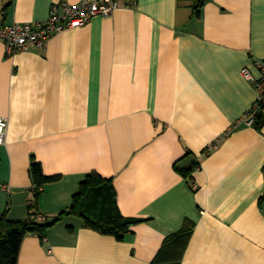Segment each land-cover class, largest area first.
<instances>
[{"label":"crops","instance_id":"obj_1","mask_svg":"<svg viewBox=\"0 0 264 264\" xmlns=\"http://www.w3.org/2000/svg\"><path fill=\"white\" fill-rule=\"evenodd\" d=\"M79 1L0 0V20ZM255 60L264 0H118L43 48L7 56L0 40V215L63 213L24 235L16 264H264V123L231 129L256 98L241 74ZM32 160L58 177L37 200ZM91 172L135 219L122 240L67 214Z\"/></svg>","mask_w":264,"mask_h":264},{"label":"trees","instance_id":"obj_2","mask_svg":"<svg viewBox=\"0 0 264 264\" xmlns=\"http://www.w3.org/2000/svg\"><path fill=\"white\" fill-rule=\"evenodd\" d=\"M201 1L198 0V4ZM254 119L253 126L260 128L264 123L262 112H257ZM178 170L187 176L190 168L183 167ZM29 174L35 186V200L44 183L58 178L44 175L41 165L34 160L31 161ZM33 214L35 213H29L27 219H11L5 213L0 215V264H16L24 235L33 232L43 238L47 226L57 221L63 213L50 223L36 222L32 217ZM67 214L81 217L87 228L103 235L114 236L117 240H122L135 222V219L121 214L112 179L105 178L96 172L89 173L81 183L80 190L73 196V202Z\"/></svg>","mask_w":264,"mask_h":264},{"label":"built area","instance_id":"obj_3","mask_svg":"<svg viewBox=\"0 0 264 264\" xmlns=\"http://www.w3.org/2000/svg\"><path fill=\"white\" fill-rule=\"evenodd\" d=\"M117 7L118 0H80L73 4L55 2L51 4L48 15L43 20L10 25L0 20V40L7 56L27 51L32 47L43 48L56 34L81 26L96 16L109 17ZM254 66L258 70L257 75L247 67L241 69V74L255 85L256 98L250 109L233 123L231 129L239 124L253 126L257 112H262L264 116V60H255ZM7 128L8 118L0 116V145L5 143ZM32 189L35 191L34 185ZM30 203L32 205L33 201ZM32 217L45 220L44 216L38 213Z\"/></svg>","mask_w":264,"mask_h":264},{"label":"water","instance_id":"obj_4","mask_svg":"<svg viewBox=\"0 0 264 264\" xmlns=\"http://www.w3.org/2000/svg\"><path fill=\"white\" fill-rule=\"evenodd\" d=\"M193 160H194V156L189 155V156L185 157L182 161H180L179 167L183 168L185 166H188Z\"/></svg>","mask_w":264,"mask_h":264}]
</instances>
